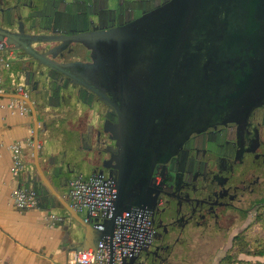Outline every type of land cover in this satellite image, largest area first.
I'll return each mask as SVG.
<instances>
[{
  "label": "water",
  "instance_id": "95a60500",
  "mask_svg": "<svg viewBox=\"0 0 264 264\" xmlns=\"http://www.w3.org/2000/svg\"><path fill=\"white\" fill-rule=\"evenodd\" d=\"M125 1L132 2L122 0L118 6ZM221 3L222 0H168L125 25L77 34L62 31L61 27L48 34H25L23 26L30 23L28 19L18 22L19 33L0 27L3 52L14 58L13 50L23 51V55L15 56L17 78L25 85L31 81L37 85L32 96H21V102L37 119L45 118L43 127L35 129V179L22 161L23 169L14 175L21 181L17 188L44 184L49 190L47 205L66 210L75 221L70 224V251L96 249L101 240L112 235L115 216L132 207L150 208L153 203L148 184L154 165L177 152L189 135L215 123L235 121L261 103L264 0H237L234 12L226 15L227 21L222 16ZM257 19H261L260 23ZM125 39L129 41L123 48L131 58L128 70L138 75L136 79L143 84L131 91L130 111H118L121 134L113 137L119 147L113 217L103 222V230H98L55 191L39 156L45 153L51 174L59 181L65 180L66 170L53 154L56 127L49 123L53 116L48 113L58 107L72 111L82 101L72 99L73 86L63 83L57 75H67L66 69L73 70L81 64L94 67L97 61L91 56L92 62H82L81 51L74 49L64 53L67 45L79 42L93 51L96 41L115 40L117 50L122 51ZM64 95L70 101L65 103ZM42 134L43 145L39 146ZM15 144L20 155V144ZM14 155L12 151V163ZM109 249L108 264H112L111 246ZM135 262L136 256L123 264Z\"/></svg>",
  "mask_w": 264,
  "mask_h": 264
},
{
  "label": "flooded vegetation",
  "instance_id": "af4514ba",
  "mask_svg": "<svg viewBox=\"0 0 264 264\" xmlns=\"http://www.w3.org/2000/svg\"><path fill=\"white\" fill-rule=\"evenodd\" d=\"M165 1L132 0L127 6L111 9L106 0H0V27L19 33L18 22L28 19L30 23L23 26L25 34H48L56 27L69 34L109 29L127 24ZM235 6L237 0H222L226 21L228 11L234 12ZM127 41L121 43L122 51L117 50L115 40H109L96 41L93 51L86 48L87 44L71 42L64 52L81 51L79 60L84 63L97 59L94 67L81 64L66 69L67 75L58 73L63 83L73 86L72 99L82 103L69 112L58 107L52 109L55 113H49L53 116L49 123L60 131L54 134L56 139L65 130V122L60 124V119L68 120L81 111L93 117V125L84 124L73 134L80 141L74 158L76 168L83 166L89 171L88 175L78 172L82 177L111 174L115 178L118 174L115 159L119 147L113 139L116 133L121 134L118 111H130L131 91L143 84L128 70L131 58L123 48ZM12 53L13 69L10 62L6 67L8 78H12L9 88L32 96L37 85L32 81L25 85L17 78L15 56L23 55V51ZM259 91L261 103L251 111L235 121L215 123L192 133L177 152L154 165L148 184L154 234L136 255L135 264H221L232 243L262 215L264 88ZM67 95L63 97L65 103L70 101Z\"/></svg>",
  "mask_w": 264,
  "mask_h": 264
},
{
  "label": "crops",
  "instance_id": "0c3cea01",
  "mask_svg": "<svg viewBox=\"0 0 264 264\" xmlns=\"http://www.w3.org/2000/svg\"><path fill=\"white\" fill-rule=\"evenodd\" d=\"M4 71L3 68L2 74L5 79L0 85L2 89L0 91V264H68L70 224L75 221L64 208L60 209L61 213L56 215L55 219L49 218L51 211L45 202L49 190L44 184L35 181L36 183L22 185L38 191V205L35 207L18 208L12 199V193L20 186L21 181L11 171V146L15 143L20 144L21 159L29 175L34 178L35 129L43 127L45 118L42 116L37 119L30 108L24 107L21 96L26 95L9 88L10 71ZM55 112L52 110L49 113ZM43 136L44 134L39 136V146L43 145ZM75 140L77 144L74 143V139L69 144H63L60 135L54 142L53 154L58 161L61 158L72 161L69 162V170H66L68 175L63 181L57 180L51 174L45 153L39 156L41 167L51 179L53 188L69 203L67 182L78 175V169L74 166V156L80 141L77 136ZM55 201L61 204L58 199ZM79 215L83 218L82 214ZM238 260L248 264H264V255L240 253Z\"/></svg>",
  "mask_w": 264,
  "mask_h": 264
},
{
  "label": "built area",
  "instance_id": "2783aa9c",
  "mask_svg": "<svg viewBox=\"0 0 264 264\" xmlns=\"http://www.w3.org/2000/svg\"><path fill=\"white\" fill-rule=\"evenodd\" d=\"M4 47V41H0L1 52ZM8 66L9 61L0 54V85L2 70ZM0 91H2L1 87ZM19 91H21L20 88ZM11 149L15 153L11 171L13 175H17L24 164L19 155V146L14 144ZM67 185V197L71 206L79 214L84 213L83 218L89 219L98 230H103V222L113 217V204L117 193L115 178L102 174H93L88 177L77 175L69 179ZM12 199L18 208L35 207L38 205V191L27 187L16 188L12 193ZM262 210L264 212V207ZM49 218L55 219V216L49 214ZM113 222L111 236L101 240L96 249L70 251L68 264H108L110 246L112 264H123L124 260L136 256L152 240L154 230L149 209L146 207H132L123 211L115 216Z\"/></svg>",
  "mask_w": 264,
  "mask_h": 264
},
{
  "label": "rangeland",
  "instance_id": "374dc122",
  "mask_svg": "<svg viewBox=\"0 0 264 264\" xmlns=\"http://www.w3.org/2000/svg\"><path fill=\"white\" fill-rule=\"evenodd\" d=\"M121 1L122 0H106L107 7L111 8V9H116ZM0 54L3 55V57H5V59L12 64L11 66H12V69H13L14 59L11 56L8 55V52L6 51V52L3 53V52L0 51ZM7 70L9 71V68H5V71H7ZM8 80L11 81L12 78L11 79L8 78ZM82 113L83 112L81 111V113H79V115L75 114V115L72 116L73 118L70 117L68 120L67 119H60V124H61V122H65V124L62 125L63 127H65V130L63 131V134L61 135V142L63 144L64 143L65 144H69L73 139H74V143L77 144V140H75L76 136L73 135L74 132L76 134L78 130H82L81 128L84 126V124H87V123L90 122L93 125L95 123V122L93 123V117L91 116V114H89V113L82 114ZM71 121H73V122H71ZM74 121L77 122V125H75L76 122L74 124ZM58 132H60V131H58V129H53V134L56 135V134H58ZM59 137H60V135H57V139ZM55 139H56V137H55ZM55 141H57V140H55ZM84 156H86V154H84ZM79 157L81 158L80 155H79ZM60 162H62V167H63L64 170H69V167H68L69 166V162H72V161H70V160H66L65 161L64 159L61 158ZM74 166L76 167L75 164H74ZM78 172L82 173L83 175H88L89 174V171L87 170V168H85L83 166L78 167ZM49 209H50L51 214L53 216L59 215L61 213L60 209H58V208H49ZM81 214L84 215V213H81ZM250 227H251L250 231H252L250 234H253L252 235L253 237L254 236L255 237L256 236H260L261 238H264V232L262 231L260 226L256 225V221L251 223Z\"/></svg>",
  "mask_w": 264,
  "mask_h": 264
},
{
  "label": "trees",
  "instance_id": "16d2710c",
  "mask_svg": "<svg viewBox=\"0 0 264 264\" xmlns=\"http://www.w3.org/2000/svg\"><path fill=\"white\" fill-rule=\"evenodd\" d=\"M128 4H130V1H125L122 5L127 6ZM261 214L262 215L256 220V225L260 226L264 232V212L262 209ZM250 228L249 226V228L241 234L240 239L232 243V247L223 259L222 264H248V262L238 260V255L240 253L264 255V238L260 236L253 237V234H250L252 232Z\"/></svg>",
  "mask_w": 264,
  "mask_h": 264
}]
</instances>
